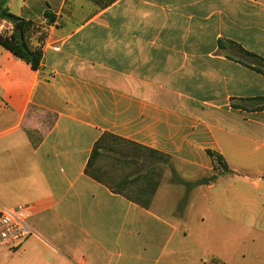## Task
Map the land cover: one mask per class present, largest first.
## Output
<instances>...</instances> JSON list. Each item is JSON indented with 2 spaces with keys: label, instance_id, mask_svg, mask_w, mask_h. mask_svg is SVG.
I'll list each match as a JSON object with an SVG mask.
<instances>
[{
  "label": "crops",
  "instance_id": "crops-1",
  "mask_svg": "<svg viewBox=\"0 0 264 264\" xmlns=\"http://www.w3.org/2000/svg\"><path fill=\"white\" fill-rule=\"evenodd\" d=\"M4 7L55 22L39 70L0 46V206L28 205L31 229L0 264H240L241 230L256 252L264 0Z\"/></svg>",
  "mask_w": 264,
  "mask_h": 264
},
{
  "label": "trees",
  "instance_id": "trees-1",
  "mask_svg": "<svg viewBox=\"0 0 264 264\" xmlns=\"http://www.w3.org/2000/svg\"><path fill=\"white\" fill-rule=\"evenodd\" d=\"M99 7H105L115 0H89ZM45 22L36 24L11 14L4 7V0H0V20H5L12 25V31L0 32V46L11 52L16 58L28 64L32 70H39L42 61V47L48 34V29L55 22V16L50 12L44 13ZM264 69V60L262 61ZM259 70V69H258ZM260 71V70H259ZM99 143L93 149L92 158L95 157ZM213 156L212 154H210ZM215 162L223 173H229L218 156H214Z\"/></svg>",
  "mask_w": 264,
  "mask_h": 264
},
{
  "label": "rangeland",
  "instance_id": "rangeland-1",
  "mask_svg": "<svg viewBox=\"0 0 264 264\" xmlns=\"http://www.w3.org/2000/svg\"><path fill=\"white\" fill-rule=\"evenodd\" d=\"M145 156L148 157L147 154ZM145 166L147 168L152 166L155 167L156 179H159L160 177L162 178L166 173H170V182L171 180L175 183L180 182L178 179V175L175 173V169L177 168V166L175 165V163L168 159L158 156H149V159L147 160V162H145ZM260 187H263V184ZM258 213H264V200L258 203ZM256 224L257 233L255 237H252V239L254 240V244L256 243V252H251V249L253 247L252 243L248 241L246 232L243 230L240 231V236L238 235V239H234V241H231L229 237L225 239V245L232 246V244H234V246L236 245L235 247L239 251L241 250L245 253V258L241 260L240 264H264V220H260L256 222Z\"/></svg>",
  "mask_w": 264,
  "mask_h": 264
},
{
  "label": "built area",
  "instance_id": "built-area-1",
  "mask_svg": "<svg viewBox=\"0 0 264 264\" xmlns=\"http://www.w3.org/2000/svg\"><path fill=\"white\" fill-rule=\"evenodd\" d=\"M12 25L0 20V32H11ZM30 207L21 205L14 209L0 206V251L16 248L31 234L27 223Z\"/></svg>",
  "mask_w": 264,
  "mask_h": 264
},
{
  "label": "water",
  "instance_id": "water-1",
  "mask_svg": "<svg viewBox=\"0 0 264 264\" xmlns=\"http://www.w3.org/2000/svg\"><path fill=\"white\" fill-rule=\"evenodd\" d=\"M198 185H202V184H206L207 183V181H206V179H201V180H199L198 182Z\"/></svg>",
  "mask_w": 264,
  "mask_h": 264
}]
</instances>
